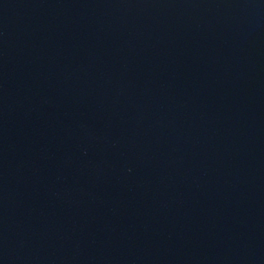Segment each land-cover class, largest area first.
I'll return each mask as SVG.
<instances>
[{
    "label": "water",
    "instance_id": "95a60500",
    "mask_svg": "<svg viewBox=\"0 0 264 264\" xmlns=\"http://www.w3.org/2000/svg\"><path fill=\"white\" fill-rule=\"evenodd\" d=\"M0 264H264V0H0Z\"/></svg>",
    "mask_w": 264,
    "mask_h": 264
}]
</instances>
